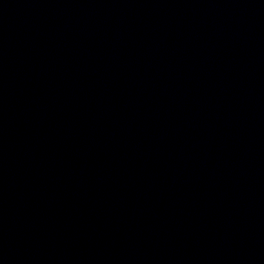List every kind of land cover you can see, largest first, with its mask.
<instances>
[{"label": "water", "instance_id": "1", "mask_svg": "<svg viewBox=\"0 0 264 264\" xmlns=\"http://www.w3.org/2000/svg\"><path fill=\"white\" fill-rule=\"evenodd\" d=\"M0 264H264V0H0Z\"/></svg>", "mask_w": 264, "mask_h": 264}]
</instances>
